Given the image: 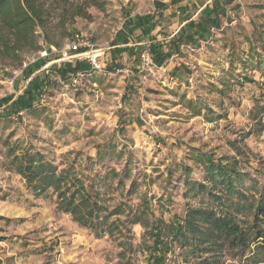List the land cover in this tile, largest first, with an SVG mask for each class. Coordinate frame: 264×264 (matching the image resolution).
I'll return each instance as SVG.
<instances>
[{
    "label": "rangeland",
    "instance_id": "rangeland-1",
    "mask_svg": "<svg viewBox=\"0 0 264 264\" xmlns=\"http://www.w3.org/2000/svg\"><path fill=\"white\" fill-rule=\"evenodd\" d=\"M107 1L73 25L104 50L103 68L69 58L68 38L29 53L22 68L0 61V264H152L147 229L154 220L167 232L171 221L184 222L199 208L230 211L243 227L254 223L253 210H234L232 201L217 198L225 191L212 188L203 165L208 155L236 166L245 174L237 188L249 198L234 193L232 199L258 203L264 187V0L227 4L221 28L172 54L182 57L180 65L172 56L161 65L141 56L152 35L166 41L176 27L156 28L144 43L132 36L128 49L112 47L123 44L125 7L133 5ZM212 2L185 1L190 23ZM72 61L88 71L78 86L62 83L71 75L63 78L52 68ZM28 64L30 73L22 71ZM24 151L68 170L108 218L95 228L83 226L58 206L53 189L37 194L13 163ZM193 181L209 190L197 191ZM186 235L172 240L164 264H193L191 245L219 264L245 262V253L228 242L215 244L197 230Z\"/></svg>",
    "mask_w": 264,
    "mask_h": 264
},
{
    "label": "trees",
    "instance_id": "trees-1",
    "mask_svg": "<svg viewBox=\"0 0 264 264\" xmlns=\"http://www.w3.org/2000/svg\"><path fill=\"white\" fill-rule=\"evenodd\" d=\"M234 0H213L201 13L198 21L182 27V32L175 35L169 43L177 52L181 51L182 45H189L195 40L196 34L199 39L206 37L212 29L222 26V16H227L225 9L227 4ZM107 0H0V61L5 65L22 68L26 56L29 53L41 51L45 44L59 46L61 40L73 37V25L78 17L88 18L89 8L92 6L100 9L105 8ZM159 5V4H158ZM192 28L194 34L188 32ZM197 40V39H196ZM198 41V40H197ZM165 43L152 42L148 51L156 64H163L172 56L173 49L165 50ZM43 64L46 57L39 58ZM264 64V61H263ZM31 64L22 71H33ZM83 62L67 63L62 67L52 65L54 71L68 78L79 69H86ZM29 68V69H28ZM2 115L0 114V117ZM204 168L213 187H220L222 194H218L220 201H232L234 210L242 208L253 210L254 223L243 227L232 212L218 214L214 209H190L184 222L175 221L167 225V232L162 229V224L154 220L148 227V234L152 238L150 250V262L152 264H164L166 252L171 246L172 240L188 239L187 231H199L205 238H214V243L228 242L229 245L238 247L245 253L243 264H264V187L260 199L256 205L253 201L241 204L232 195L238 194L240 199H248L249 195L237 188V183L244 178L236 166L215 162L211 156H204ZM17 171L26 180L27 184L37 193L43 194L53 189L58 194V206L73 214L74 218L83 226L95 228L96 224L102 223L108 218L103 213V208L93 199L90 192L84 187V183L78 178L69 177V171L61 169L40 152L24 151L14 156ZM74 182L75 189L71 192L69 179ZM190 184V183H189ZM197 191L209 190L204 183L193 181L191 183ZM211 188V189H212ZM213 191L210 190L209 193ZM69 193V194H68ZM204 220L202 221L201 220ZM204 223H207L205 228ZM171 236V237H170ZM171 238L168 239V238ZM191 254L195 257L193 264H219L215 256L204 255V249L200 246L191 245Z\"/></svg>",
    "mask_w": 264,
    "mask_h": 264
},
{
    "label": "crops",
    "instance_id": "crops-1",
    "mask_svg": "<svg viewBox=\"0 0 264 264\" xmlns=\"http://www.w3.org/2000/svg\"><path fill=\"white\" fill-rule=\"evenodd\" d=\"M131 2V5H133V8L130 5H126L125 10L129 12L125 18L124 21V28L122 29L120 33V39H118L119 43L123 44H117L113 45L120 47V45H123L126 47V49L130 48L129 45L132 41V36L136 39V44L144 43L146 42L144 39L146 37H150L151 33L156 29H160L161 31H164L165 28H175L170 35H164V38L166 41L159 40L156 35H152L149 39L148 46L155 41H161L164 44L165 50L168 48L173 49L172 53L176 52V48L172 47L169 41L175 36L178 35L180 32H182V27L189 24L192 19L193 15L189 12V8L186 5L187 3H184L187 0H128ZM153 3L154 5H152ZM159 4V5H158ZM151 6V9L147 11H142L143 7ZM189 5H193V3H189ZM207 5H211L210 3H207L202 9L201 12ZM179 7V8H177ZM182 13V15H180ZM158 31V32H161ZM190 32L194 34V31L192 28L187 29V33ZM197 37L196 34L192 35ZM169 38V39H167ZM197 41V40H196ZM128 46V47H127ZM169 59V58H168ZM167 59V60H168ZM166 60V61H167ZM165 61V62H166ZM164 62V63H165ZM72 63H75L72 61Z\"/></svg>",
    "mask_w": 264,
    "mask_h": 264
},
{
    "label": "built area",
    "instance_id": "built-area-1",
    "mask_svg": "<svg viewBox=\"0 0 264 264\" xmlns=\"http://www.w3.org/2000/svg\"><path fill=\"white\" fill-rule=\"evenodd\" d=\"M215 30V28L212 29V32ZM213 38L207 39L204 41L206 44L211 42ZM202 42V40H201ZM201 45H204L202 43ZM184 47V45L181 46V48ZM67 51H70L72 55L69 58H77L79 61H84L88 63L91 68H103V64L101 62V57L104 55V50L100 47H98L97 43L92 39V35L88 34L83 31H76L73 35V37L68 41L67 44ZM65 54H68V52H65ZM179 53H176L172 56V58H177V64H181L182 57H178ZM141 56L146 61V63L154 64V60L152 55L148 50H145L142 52ZM72 60V59H71ZM195 68V66H194ZM88 74V71L86 69H79L75 73L71 74L70 78L67 79H60L62 83H67L69 85L78 86L81 81L85 78V76Z\"/></svg>",
    "mask_w": 264,
    "mask_h": 264
}]
</instances>
